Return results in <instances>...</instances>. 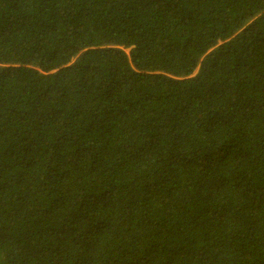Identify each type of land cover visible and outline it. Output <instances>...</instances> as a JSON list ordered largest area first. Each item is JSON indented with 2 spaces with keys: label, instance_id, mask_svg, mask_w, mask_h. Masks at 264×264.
Wrapping results in <instances>:
<instances>
[{
  "label": "trees",
  "instance_id": "1",
  "mask_svg": "<svg viewBox=\"0 0 264 264\" xmlns=\"http://www.w3.org/2000/svg\"><path fill=\"white\" fill-rule=\"evenodd\" d=\"M0 264H264V0H0Z\"/></svg>",
  "mask_w": 264,
  "mask_h": 264
},
{
  "label": "rangeland",
  "instance_id": "2",
  "mask_svg": "<svg viewBox=\"0 0 264 264\" xmlns=\"http://www.w3.org/2000/svg\"><path fill=\"white\" fill-rule=\"evenodd\" d=\"M128 50V49H127Z\"/></svg>",
  "mask_w": 264,
  "mask_h": 264
}]
</instances>
